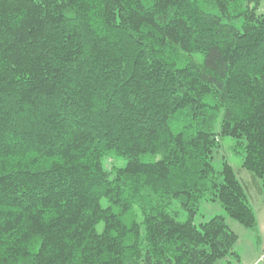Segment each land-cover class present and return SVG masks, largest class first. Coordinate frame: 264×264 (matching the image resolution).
<instances>
[{
	"label": "trees",
	"instance_id": "obj_1",
	"mask_svg": "<svg viewBox=\"0 0 264 264\" xmlns=\"http://www.w3.org/2000/svg\"><path fill=\"white\" fill-rule=\"evenodd\" d=\"M259 2L0 0V264L236 255L223 215L193 217L218 201L257 228L244 185L213 153L233 139L264 190Z\"/></svg>",
	"mask_w": 264,
	"mask_h": 264
},
{
	"label": "rangeland",
	"instance_id": "obj_2",
	"mask_svg": "<svg viewBox=\"0 0 264 264\" xmlns=\"http://www.w3.org/2000/svg\"><path fill=\"white\" fill-rule=\"evenodd\" d=\"M202 6L208 9L209 4L202 3ZM244 6L242 1V5L239 7L244 8ZM256 12L258 14L264 13V0H260L256 5ZM230 21L241 29L243 16L232 17ZM196 57L200 59L201 55H196ZM218 129L219 121L216 123V131ZM221 141V146L213 153V164L217 169L223 160L228 161L232 165L238 178L244 185L249 202L256 213L257 228L255 230L249 229L230 218L218 201H203L200 204L198 212L193 217V222L199 224L214 215L220 214L226 218L228 226L237 233L238 239L234 245V253L236 255H228L215 264H264V190L261 187L259 178L256 177L254 179L255 182H253L251 172L242 166V156L240 153L234 152V140L229 137H223ZM110 159L113 161L112 158ZM145 159H149V156L146 155ZM124 163L125 160H118V165L121 166ZM110 165L111 161H108V166ZM102 201L105 203L104 200ZM171 211L177 213L179 219H186V214L179 211L176 206H173Z\"/></svg>",
	"mask_w": 264,
	"mask_h": 264
}]
</instances>
